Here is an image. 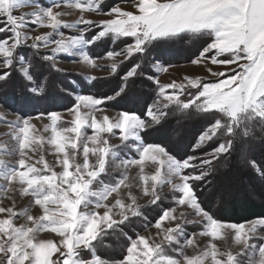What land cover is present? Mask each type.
Here are the masks:
<instances>
[{
    "label": "snow or ice",
    "instance_id": "snow-or-ice-1",
    "mask_svg": "<svg viewBox=\"0 0 264 264\" xmlns=\"http://www.w3.org/2000/svg\"><path fill=\"white\" fill-rule=\"evenodd\" d=\"M73 10L78 18L65 19ZM104 40L123 47L93 57L90 49ZM185 43L195 48L191 64L212 79L162 82L159 73L172 67L159 62L164 50ZM61 55L107 75L61 86L58 76L68 75ZM138 84L151 91L138 94ZM16 85L20 94L9 96ZM0 90L4 104L67 102L64 112L16 113L5 121L15 146L0 144V264H264V214L225 221L206 209L197 191L199 182L233 161L236 171H251L261 181L246 195L264 197V0H0ZM126 103L133 106L110 113ZM174 116L178 126L195 118L200 124L183 154L174 153ZM34 120L47 122L41 130ZM114 130L115 145L109 142ZM151 137L155 142H147ZM121 151L134 153L117 167L139 168L145 206L133 195L127 171L112 183L101 178ZM149 165L150 176L144 174ZM224 175L219 204L234 191L232 173ZM121 186L129 189L127 199ZM165 186L172 206L148 221L142 207L158 206L164 199L158 189ZM17 194L30 198L28 207L17 209ZM141 217L154 235L134 231ZM187 225L199 231L188 234ZM109 236L120 242L118 257L100 251L112 248L105 243ZM198 237L207 238L203 247Z\"/></svg>",
    "mask_w": 264,
    "mask_h": 264
},
{
    "label": "trees",
    "instance_id": "trees-1",
    "mask_svg": "<svg viewBox=\"0 0 264 264\" xmlns=\"http://www.w3.org/2000/svg\"><path fill=\"white\" fill-rule=\"evenodd\" d=\"M121 0H106V3L109 5H114ZM110 40H104L99 43L98 46L92 47L90 49L91 55H94L93 49H98L102 46V52H106L109 49H111V45L109 44ZM112 44V43H111ZM110 46V47H109ZM123 46L122 43L119 41L113 45V48H119ZM97 47V48H96ZM100 53V54H101ZM195 48L193 47V44L185 43L180 46H176L172 49H165L162 59L159 61L161 64L168 66V63H171V65H177V64H184L191 61L192 58H194ZM83 77L80 75H60L58 76V82L61 83V86L66 85L68 83V80L74 79V80H81ZM106 90V89H105ZM94 91V90H93ZM151 89H149L144 84H138L137 85V92L138 94L144 93V92H150ZM9 96H18L20 94V87L19 85H16L14 88L8 90ZM3 95V91L0 90V96ZM3 106L10 109L13 112H17L19 114L24 115H30L33 113H37L39 111H45V110H54L58 108H65L66 101L63 100H55V101H39L32 104H27L24 106H21L19 104H4L0 102ZM34 106V107H33ZM71 106V105H67ZM133 105L131 103H126L123 105V107H116L112 106L111 108L117 109V110H124V107H132ZM33 107V108H31ZM179 116H174L171 118V124L173 128H176L179 132V135L176 136L175 142L173 145L174 153L178 152L180 154L186 153L189 151L188 144L190 141H193L194 137L200 130V124L198 121V118L192 119V120H185L182 122L180 126L177 125V120H179ZM155 137L148 138L147 142H155ZM254 154L259 161L260 159V150L259 146L254 147L253 149ZM121 154H124L121 152ZM233 161L228 162L227 168H221L220 171L215 174L214 176H209L207 180L204 182H199L200 187L197 189L198 193L201 195V199L204 202V206L206 209H209L215 216H217L220 219H223L228 222H244L245 220H250L255 218L259 214H264V197H260L258 199H251L249 198L246 193L249 191H254L257 188L260 187L261 181L259 177L248 170H239L236 171L233 168ZM225 172H231L233 175V184H234V191L231 199L226 204H219L218 203V190L222 187V184L225 179ZM105 183L110 182L109 179L104 177L102 175L101 177ZM113 182V181H112ZM168 203L163 201L159 202L158 206H147L142 207V211L144 215L147 217L148 221L154 222V219L157 218V214L161 212L162 209H166L168 207ZM146 204H143L142 206H145ZM155 209V211H153ZM146 221L143 220V217L138 219L134 225V231L136 232H142L145 230L143 227V223ZM149 226H151L149 224ZM187 233L193 232L199 230L198 228H195L192 225H188L186 227ZM126 231H133V229H126ZM106 244H112V248L110 249H101L100 251L105 256H119L120 254V242L115 239V237L109 236L105 238Z\"/></svg>",
    "mask_w": 264,
    "mask_h": 264
},
{
    "label": "rangeland",
    "instance_id": "rangeland-1",
    "mask_svg": "<svg viewBox=\"0 0 264 264\" xmlns=\"http://www.w3.org/2000/svg\"><path fill=\"white\" fill-rule=\"evenodd\" d=\"M41 3L43 4H47L49 3V0H41ZM118 3H121L118 2ZM116 3V4H118ZM121 6L127 7L126 4H121ZM78 18L77 14L75 13V10H73V15L70 17H65V19H69V20H73ZM90 18H95V19H100L102 17H90ZM64 31H69V30H64ZM72 32H74V30H71ZM112 42L109 41V44L111 45V49L109 50H119V48L123 47H119V48H113L112 47ZM110 47V46H109ZM97 48V47H96ZM102 46L99 47L98 49H93L94 55H92L93 57L99 56V55H104L106 54V52H102ZM101 53V54H100ZM91 54V53H90ZM74 58L72 57H68L66 55H61L59 57L60 60V67H62L65 70V73H67L68 75H80L81 77L86 76V75H97V76H106L107 75V71H97L94 69H89L86 65L79 63V62H72ZM78 59V58H75ZM98 63H105V61L102 60H98ZM162 66L167 67L165 65L162 64ZM214 70H224V66H216V65H212ZM194 75H199V76H207L209 79H212V77L210 76V74L206 73V71L203 70L202 66H198V65H193L191 64V61L188 63H184V64H177V65H172V67L169 68L168 72H164V73H159V76L161 78L162 82H171V80L175 79L178 83L183 81V78L185 76H194ZM34 107V106H33ZM31 107V108H33ZM56 111H60V112H64L66 109L65 108H58V109H54ZM121 111V110H117L114 108H110V113L111 114H115L116 112ZM41 112L43 111H39L37 113H33L30 115H24L23 116H32V117H36L37 115H39ZM17 112H13L10 109L6 108L5 106H3L0 103V115H3L4 119L0 120V144H4L7 146V148L9 150H11L12 148H14L15 146V142L11 140V137L8 135L9 129L5 123V121L7 120H12L15 118V114ZM22 115V114H20ZM70 119V118H68ZM34 123H36L37 128L41 129L43 128V122H47V121H41V120H34ZM117 132V135L115 137H111L109 142L110 144H118L119 143V131L118 130H114ZM88 134L91 135L92 134V130L89 129L87 130ZM44 135H49V133H44ZM124 153V154H121ZM119 152L117 158L115 159V161H111L110 160V167H109V174L107 175H103L104 177H106L107 179H109L110 182L108 183H112V181L119 179L122 175L123 172L127 171V174L129 176V180L133 183V188L131 189L133 195L137 196L138 202L143 205L147 203L148 198L143 197L142 194V184L139 180V168L136 166H130L127 169H124L123 167H117L118 164H120L122 159H128L130 157H132L134 155V153H131L130 151L128 152H124L121 151ZM43 154L45 155V158L48 160V162L50 164L54 163V154H53V150L51 148V146L49 145H45L44 146V152ZM4 159L8 160V161H14L15 157L11 156V155H4ZM78 162H82V156H78L77 157ZM146 164H148V162H145ZM11 166V165H10ZM59 171V169H57ZM154 172V169L149 165L145 167L144 170V174L150 176L152 173ZM2 183V182H0ZM138 184H140L141 186H137ZM96 187H101L99 185H97ZM129 189H125L123 186H121V191H120V195L122 199H127V193H128ZM158 191H160V194L162 197H164L163 201L167 202L168 207L172 206V199H171V194L169 192V189L167 186H165L162 190L158 189ZM115 195V194H113ZM113 201V197H109L108 202H112ZM16 202H17V209L19 210L20 208L23 207H28L30 204V198L28 197H20L18 194L16 195ZM5 204L8 203V201H4ZM167 207V208H168ZM31 211L33 214H35L36 212V207L32 206ZM101 213L103 212V209L100 210ZM179 212V209H177V214ZM188 226V225H187ZM186 226V227H187ZM155 229L151 228V226L148 227V229H145L141 232V234L143 235H149L155 234ZM187 231V229H186ZM199 231V230H197ZM192 232H188V234H191ZM42 236L48 235L45 233L41 234ZM51 235H55V234H51ZM198 242L200 243L201 247L204 246V244L207 242V238H197ZM229 245H231V240L229 239L228 241ZM217 244L223 248L224 247V241H217ZM237 249L233 248V251L235 252ZM192 249H188L187 252L188 254L192 253Z\"/></svg>",
    "mask_w": 264,
    "mask_h": 264
}]
</instances>
